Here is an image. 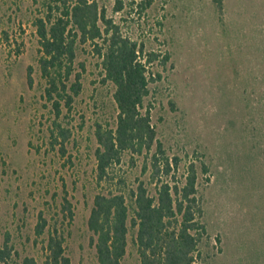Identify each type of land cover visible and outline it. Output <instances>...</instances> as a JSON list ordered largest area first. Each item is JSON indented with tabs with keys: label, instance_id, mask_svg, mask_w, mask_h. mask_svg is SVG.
Masks as SVG:
<instances>
[{
	"label": "rangeland",
	"instance_id": "rangeland-1",
	"mask_svg": "<svg viewBox=\"0 0 264 264\" xmlns=\"http://www.w3.org/2000/svg\"><path fill=\"white\" fill-rule=\"evenodd\" d=\"M99 1L125 35L170 55L165 68H151L161 79L145 104L157 139L180 159L177 176L183 179L190 163L197 167L208 233L203 260L264 264V0H222V11L213 0H149L142 13L129 9L130 0L118 13L116 0ZM48 5L54 15L63 7L60 0H0V242L8 240L20 260L44 264L47 230L35 236L42 214L51 227L63 223L70 264H99L88 228L95 195L140 181L154 194L156 186L148 157L129 154L114 170L123 184L96 183L95 126L115 125V88L104 81L93 44L78 43L68 86L80 74V92L69 107L60 102L57 114L46 96L35 26ZM57 125L70 133L63 147L54 142L62 143ZM65 196L70 222L61 213ZM132 237L122 264L138 263Z\"/></svg>",
	"mask_w": 264,
	"mask_h": 264
},
{
	"label": "trees",
	"instance_id": "trees-1",
	"mask_svg": "<svg viewBox=\"0 0 264 264\" xmlns=\"http://www.w3.org/2000/svg\"><path fill=\"white\" fill-rule=\"evenodd\" d=\"M58 14H52L53 7L44 18L35 21L41 57L39 67L46 79V96L60 112V102L68 107L80 92V74L68 86L74 74L73 63L77 44L91 43L100 59L104 81L114 88L116 105L115 125L97 123L95 137L96 170L98 185L123 184L117 181L115 168L122 164L126 154L132 158L147 156L145 168L150 172V182L156 192L151 194L144 181L135 188L99 192L95 195L88 228L92 232L96 257L99 264H122L128 245V236L133 232V245L138 254L137 264H206L200 246L207 238V228L203 221L202 199L198 195V170L190 163L180 179L178 174L180 159L169 157L163 144L157 139L155 126L151 120V105H146L150 95V85L161 79L160 73L151 68L158 64L165 68L169 53L147 51L143 43H138L122 32L121 26L109 17L107 9L99 0H60ZM222 11V0H213ZM124 0H116L114 12L124 9ZM149 0H130V10L145 11ZM61 10V11H60ZM32 85L31 70L27 75ZM62 138H54L62 147L69 139L66 128L57 125ZM155 146V152L149 155ZM202 171L208 172L205 163ZM118 182V183H117ZM64 220L73 219L71 202L65 196L61 203ZM50 226L40 214L35 226L36 240L47 230L43 241L44 264H70L65 249V228ZM0 264H37L33 257L19 259L17 251L8 240L0 242Z\"/></svg>",
	"mask_w": 264,
	"mask_h": 264
}]
</instances>
